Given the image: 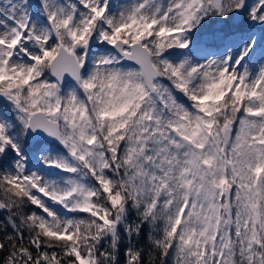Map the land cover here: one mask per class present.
I'll return each mask as SVG.
<instances>
[{"label": "snow or ice", "instance_id": "6c2138e0", "mask_svg": "<svg viewBox=\"0 0 264 264\" xmlns=\"http://www.w3.org/2000/svg\"><path fill=\"white\" fill-rule=\"evenodd\" d=\"M0 264H264V0H0Z\"/></svg>", "mask_w": 264, "mask_h": 264}, {"label": "rangeland", "instance_id": "374dc122", "mask_svg": "<svg viewBox=\"0 0 264 264\" xmlns=\"http://www.w3.org/2000/svg\"><path fill=\"white\" fill-rule=\"evenodd\" d=\"M257 35H259V33H257Z\"/></svg>", "mask_w": 264, "mask_h": 264}]
</instances>
